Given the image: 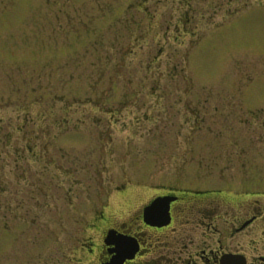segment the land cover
<instances>
[{"label":"rangeland","instance_id":"obj_1","mask_svg":"<svg viewBox=\"0 0 264 264\" xmlns=\"http://www.w3.org/2000/svg\"><path fill=\"white\" fill-rule=\"evenodd\" d=\"M255 181L264 0H0V264L86 263L154 183Z\"/></svg>","mask_w":264,"mask_h":264},{"label":"flooded vegetation","instance_id":"obj_2","mask_svg":"<svg viewBox=\"0 0 264 264\" xmlns=\"http://www.w3.org/2000/svg\"><path fill=\"white\" fill-rule=\"evenodd\" d=\"M262 183L142 187L133 203L94 211L78 264H264ZM116 191L128 196L124 184Z\"/></svg>","mask_w":264,"mask_h":264},{"label":"water","instance_id":"obj_3","mask_svg":"<svg viewBox=\"0 0 264 264\" xmlns=\"http://www.w3.org/2000/svg\"><path fill=\"white\" fill-rule=\"evenodd\" d=\"M130 257H131V255H130Z\"/></svg>","mask_w":264,"mask_h":264}]
</instances>
